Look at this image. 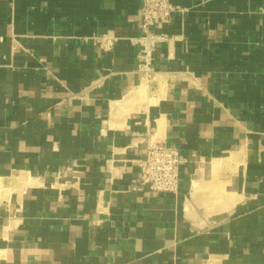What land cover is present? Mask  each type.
<instances>
[{"label": "crops", "instance_id": "1", "mask_svg": "<svg viewBox=\"0 0 264 264\" xmlns=\"http://www.w3.org/2000/svg\"><path fill=\"white\" fill-rule=\"evenodd\" d=\"M142 1L0 0V264H264V0H173L148 83Z\"/></svg>", "mask_w": 264, "mask_h": 264}, {"label": "built area", "instance_id": "2", "mask_svg": "<svg viewBox=\"0 0 264 264\" xmlns=\"http://www.w3.org/2000/svg\"><path fill=\"white\" fill-rule=\"evenodd\" d=\"M183 9L175 6L173 0H143L140 8V35L133 39L139 47L137 54V73L145 81L153 79L155 53L159 46L171 38L163 32L176 13ZM117 38L104 36L103 46L111 49ZM186 159L180 152L165 145H154L146 151L145 159L140 162L139 177L132 180L130 191L134 192H179L180 167Z\"/></svg>", "mask_w": 264, "mask_h": 264}, {"label": "rangeland", "instance_id": "3", "mask_svg": "<svg viewBox=\"0 0 264 264\" xmlns=\"http://www.w3.org/2000/svg\"><path fill=\"white\" fill-rule=\"evenodd\" d=\"M150 82V81H149ZM146 83H148V82H146Z\"/></svg>", "mask_w": 264, "mask_h": 264}]
</instances>
